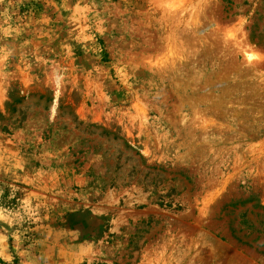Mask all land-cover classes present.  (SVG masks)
I'll use <instances>...</instances> for the list:
<instances>
[{
    "label": "rangeland",
    "instance_id": "obj_1",
    "mask_svg": "<svg viewBox=\"0 0 264 264\" xmlns=\"http://www.w3.org/2000/svg\"><path fill=\"white\" fill-rule=\"evenodd\" d=\"M0 264H264V0H0Z\"/></svg>",
    "mask_w": 264,
    "mask_h": 264
},
{
    "label": "bare ground",
    "instance_id": "obj_2",
    "mask_svg": "<svg viewBox=\"0 0 264 264\" xmlns=\"http://www.w3.org/2000/svg\"><path fill=\"white\" fill-rule=\"evenodd\" d=\"M245 55H246V53H245ZM251 56H252V55H251ZM251 56H250V55H246V59L250 61V59H252Z\"/></svg>",
    "mask_w": 264,
    "mask_h": 264
}]
</instances>
